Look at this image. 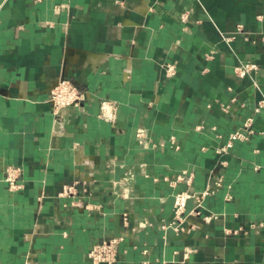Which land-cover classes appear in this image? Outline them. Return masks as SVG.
Listing matches in <instances>:
<instances>
[{
  "label": "crops",
  "instance_id": "0c3cea01",
  "mask_svg": "<svg viewBox=\"0 0 264 264\" xmlns=\"http://www.w3.org/2000/svg\"><path fill=\"white\" fill-rule=\"evenodd\" d=\"M263 35L264 0H0V264H94L116 235L115 264H264ZM64 77L88 98L58 121ZM249 115L250 139L217 153ZM180 190L199 213L175 231Z\"/></svg>",
  "mask_w": 264,
  "mask_h": 264
},
{
  "label": "built area",
  "instance_id": "2783aa9c",
  "mask_svg": "<svg viewBox=\"0 0 264 264\" xmlns=\"http://www.w3.org/2000/svg\"><path fill=\"white\" fill-rule=\"evenodd\" d=\"M245 32L242 24H238L236 30L232 35H226L223 38L229 41L234 38L236 33ZM264 39V35L262 37ZM259 64L253 61H241L234 66V72L239 77L250 76L253 72L259 70ZM168 75H174L176 73V67L172 64L167 65ZM256 87L258 83L255 82ZM88 98V91L83 90L72 80L68 78H61L52 87L50 101L53 104V113L56 119L59 121L63 118L65 109L67 107H81L82 103ZM264 107V97L257 101L254 108V112H259ZM98 116L102 119L112 122L116 121V105L113 101L103 99L100 104V111ZM255 133L254 128V116L249 115L243 121L242 126L239 129L231 131L228 135L227 141L216 149L217 153L228 152L237 140H248ZM137 136L140 141L145 137V133L139 130ZM172 145L175 143V137H170L167 142ZM163 143H166L165 141ZM192 173L186 175V171L178 176V180L186 181L190 183L192 180ZM5 181L8 184L10 190H18L23 186V179L21 177L20 167L10 165L6 168ZM221 184V180L217 181V185ZM73 185L67 186L63 189L61 194H69L72 192ZM210 190L206 189L201 192L202 195L209 194ZM195 195L187 190L177 191L174 195L173 211L174 217L170 224L166 225V228H172L175 231L186 230L189 225L186 223L189 215L199 213L198 210H188L187 204L191 196ZM213 215H205L204 219L209 221L213 218ZM125 235H116L109 239H104L98 243H95L88 252V257L94 264H115L119 259V251L125 242ZM147 263V262H146Z\"/></svg>",
  "mask_w": 264,
  "mask_h": 264
}]
</instances>
